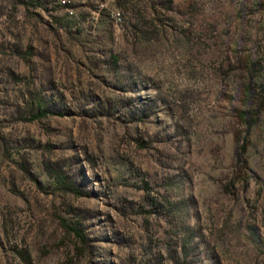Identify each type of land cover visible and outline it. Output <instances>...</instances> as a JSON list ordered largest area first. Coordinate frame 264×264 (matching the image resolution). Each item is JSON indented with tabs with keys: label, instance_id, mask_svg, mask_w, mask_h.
<instances>
[{
	"label": "rangeland",
	"instance_id": "obj_1",
	"mask_svg": "<svg viewBox=\"0 0 264 264\" xmlns=\"http://www.w3.org/2000/svg\"><path fill=\"white\" fill-rule=\"evenodd\" d=\"M0 264H264V0H0Z\"/></svg>",
	"mask_w": 264,
	"mask_h": 264
},
{
	"label": "trees",
	"instance_id": "obj_2",
	"mask_svg": "<svg viewBox=\"0 0 264 264\" xmlns=\"http://www.w3.org/2000/svg\"><path fill=\"white\" fill-rule=\"evenodd\" d=\"M46 113L45 112H39V114H37L34 118V120H40L41 118L45 117ZM73 233H75V235L79 238V239H83V235L81 233H79L76 230H72Z\"/></svg>",
	"mask_w": 264,
	"mask_h": 264
}]
</instances>
